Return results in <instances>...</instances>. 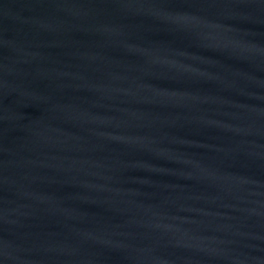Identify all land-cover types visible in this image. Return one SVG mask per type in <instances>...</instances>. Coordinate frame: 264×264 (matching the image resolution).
I'll return each instance as SVG.
<instances>
[{"label":"water","instance_id":"1","mask_svg":"<svg viewBox=\"0 0 264 264\" xmlns=\"http://www.w3.org/2000/svg\"><path fill=\"white\" fill-rule=\"evenodd\" d=\"M264 251V0H0V264Z\"/></svg>","mask_w":264,"mask_h":264}]
</instances>
